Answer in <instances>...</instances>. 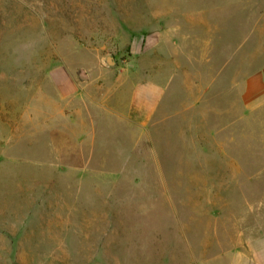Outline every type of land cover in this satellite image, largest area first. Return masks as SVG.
<instances>
[{"label":"rangeland","instance_id":"rangeland-1","mask_svg":"<svg viewBox=\"0 0 264 264\" xmlns=\"http://www.w3.org/2000/svg\"><path fill=\"white\" fill-rule=\"evenodd\" d=\"M198 15L230 59L200 77L186 61L150 124L62 114L81 104L57 72L70 88L108 55L116 71L141 62ZM260 72L264 0H0V264L247 259L264 237V77L247 86Z\"/></svg>","mask_w":264,"mask_h":264},{"label":"crops","instance_id":"crops-1","mask_svg":"<svg viewBox=\"0 0 264 264\" xmlns=\"http://www.w3.org/2000/svg\"><path fill=\"white\" fill-rule=\"evenodd\" d=\"M214 33L208 22L198 15L196 21L191 19L189 33L184 25L175 29L174 41L164 29L159 32L157 42H146L141 62L131 59L126 61L124 66L121 65L118 71L101 65L100 69L88 78L79 80L78 84L71 81L70 88L62 78L65 76L57 72L54 82L60 90L63 102L81 104L78 111H68L64 108L62 114L83 118L84 104L88 106L86 118L93 119L89 107L92 106V110L100 115L116 117L132 126H147L162 109L174 78H177L180 72H185L186 61L191 63V71H195L196 76L200 77L210 69V61L216 58L222 61L230 59L226 35L220 38L221 45L219 44L217 49ZM152 53L159 54L158 64L148 62L145 58ZM136 54L138 53H133L132 56ZM260 77H264V72L252 76L247 86L252 87L253 80ZM197 84H200V81H197ZM249 101L250 97L244 94V102ZM233 264H264V237L255 240L248 247L247 259Z\"/></svg>","mask_w":264,"mask_h":264},{"label":"water","instance_id":"water-1","mask_svg":"<svg viewBox=\"0 0 264 264\" xmlns=\"http://www.w3.org/2000/svg\"><path fill=\"white\" fill-rule=\"evenodd\" d=\"M104 62L108 68H112L117 65V62L115 58L112 55H108L105 59Z\"/></svg>","mask_w":264,"mask_h":264}]
</instances>
